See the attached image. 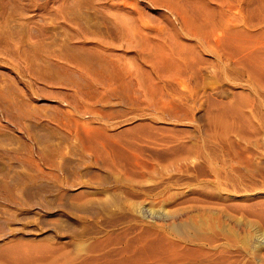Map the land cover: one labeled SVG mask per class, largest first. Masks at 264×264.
I'll use <instances>...</instances> for the list:
<instances>
[{"label":"rangeland","instance_id":"1","mask_svg":"<svg viewBox=\"0 0 264 264\" xmlns=\"http://www.w3.org/2000/svg\"><path fill=\"white\" fill-rule=\"evenodd\" d=\"M263 72L264 0H0V264L202 220L264 264Z\"/></svg>","mask_w":264,"mask_h":264},{"label":"bare ground","instance_id":"2","mask_svg":"<svg viewBox=\"0 0 264 264\" xmlns=\"http://www.w3.org/2000/svg\"><path fill=\"white\" fill-rule=\"evenodd\" d=\"M263 125L264 124L260 123V128L258 127L259 130L261 131V134H263L264 132ZM203 221L205 220H202L201 223L196 222V221L194 222L192 221L182 222L181 221V222L171 223V226L169 224L170 226L169 235L167 234L162 235L161 233V235H157V236L154 235L155 236L154 238H150V236H146V235L145 236L141 235L140 237L138 238L136 237L135 239L133 238V240H130V241L125 240L126 242L124 241L125 243H123V246L121 247V249L116 251V253L106 252L107 254L104 253L101 256L91 255L89 257L87 256L86 258L82 260L78 259L79 261H77V259L67 258L65 254H62L61 252H57L56 248L52 247L49 250L50 259H49V263L48 262L47 263L48 264H59V263L60 264H72V263L73 264H194V262H196L199 259L209 257L208 256L209 254L205 253L206 251L202 253L203 250L202 251L200 250L201 253H197V251H194L190 247L191 245L192 246L201 245L203 243H206V241H209V240L215 241V240H212V238L216 235H218L217 237H219V235L223 236V233L225 231H229L233 237L238 239V241L240 240L239 243L242 242L240 239L241 233H239V228L236 229L235 227H231L230 226L231 224L230 225L228 224L229 225L228 226L222 221L221 223L214 222L215 224L213 225H211L212 223L209 225ZM165 228L166 227H164V229ZM149 231L147 232L149 233ZM237 246H238V243H237ZM192 251H194L195 254ZM58 253H61V254L59 255ZM69 257H71V255ZM35 260H36L35 264H43L41 263V260L39 257H37V259Z\"/></svg>","mask_w":264,"mask_h":264}]
</instances>
